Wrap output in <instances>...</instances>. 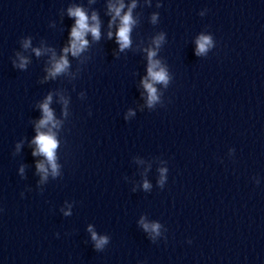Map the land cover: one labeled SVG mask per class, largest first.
Listing matches in <instances>:
<instances>
[{
  "label": "water",
  "instance_id": "obj_1",
  "mask_svg": "<svg viewBox=\"0 0 264 264\" xmlns=\"http://www.w3.org/2000/svg\"><path fill=\"white\" fill-rule=\"evenodd\" d=\"M76 7L100 37L51 77ZM0 264H264V0H0Z\"/></svg>",
  "mask_w": 264,
  "mask_h": 264
},
{
  "label": "clouds",
  "instance_id": "obj_2",
  "mask_svg": "<svg viewBox=\"0 0 264 264\" xmlns=\"http://www.w3.org/2000/svg\"><path fill=\"white\" fill-rule=\"evenodd\" d=\"M124 5L121 3L118 7L110 5V10L114 11L115 17H120L121 9ZM135 7V4L132 5ZM68 14L71 17L76 18V24L71 30V41L70 47L64 49L65 55L61 56L59 60H55L53 58V64L51 69H49V76L55 77L58 74L66 71L68 68V60L66 55L70 52L73 56L79 55V53L87 46L88 41L85 39L87 33L91 32L94 39H99L100 32H99V22L95 14L92 15L91 20L94 22L92 25H89V18L86 16L84 11L79 8H70L68 10ZM114 17V19H115ZM155 19V17H153ZM134 23L131 17V9L129 12L126 13L121 17V25L117 32V41L119 43L120 50L127 48L130 46V38L129 33L131 30V25ZM112 33H109V37H111ZM163 39L162 36L158 37L155 41L157 45H159L160 41ZM197 50L196 55H202L207 52V50L212 46V40L209 36L201 35L197 40ZM27 42L25 43V47H27ZM36 55H40V51L36 50ZM156 55L154 50L148 51V59H149V67H148V77L149 79H145L143 81L144 87L148 92V104L151 106L157 99L156 88L153 86L154 83H164L167 84L168 82V75L164 68H159V71H156L159 67V61L153 60V57ZM26 61L24 58H21V63L19 67L23 68ZM51 102V95L47 97L45 102L41 105L43 111V118L39 121L37 125V136L33 141L37 145V151L33 152V155L43 154L51 166L52 174H57V164H56V156L55 150L57 148V140L55 139V133L49 129L46 133L41 132L40 129L46 127L49 123L52 124L53 127L58 126V122L54 120L53 112L49 107ZM37 169L44 173L45 176L47 175V169L45 168L43 163L37 164ZM23 171V169H21ZM163 171V170H161ZM145 188H148L149 185L147 183L144 184ZM152 230L156 231L159 227L158 225H152ZM145 228H148V225H145ZM94 240H97L96 247L99 249L101 248L107 241L106 238L101 237L97 239L96 234L93 233Z\"/></svg>",
  "mask_w": 264,
  "mask_h": 264
}]
</instances>
